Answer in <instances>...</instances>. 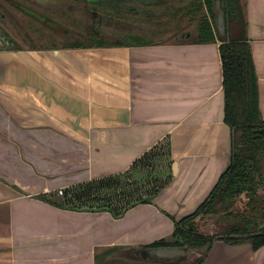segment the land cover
Instances as JSON below:
<instances>
[{
	"label": "crops",
	"instance_id": "1",
	"mask_svg": "<svg viewBox=\"0 0 264 264\" xmlns=\"http://www.w3.org/2000/svg\"><path fill=\"white\" fill-rule=\"evenodd\" d=\"M244 2L264 119V0ZM213 25L215 42L0 49V264H183L150 246L173 240L231 164L220 46L242 30L223 13ZM164 141L173 177L152 201L123 215L56 204ZM214 216L196 221L207 234ZM198 252L195 264L264 263L249 241Z\"/></svg>",
	"mask_w": 264,
	"mask_h": 264
},
{
	"label": "trees",
	"instance_id": "2",
	"mask_svg": "<svg viewBox=\"0 0 264 264\" xmlns=\"http://www.w3.org/2000/svg\"><path fill=\"white\" fill-rule=\"evenodd\" d=\"M127 2L124 0H92L90 3L114 9L113 7L125 5ZM146 2L149 3L148 0ZM160 3L165 4V0H161ZM204 3L211 14V19L205 15L201 17L199 35L193 41H216V32L212 22L216 5L222 10L226 21L239 24L242 30L239 39L224 41L220 46L223 61L225 121L230 126L232 134L231 164L198 210L182 220L176 221L173 240H161L153 243L150 247L178 246L185 250H203L206 255L214 240L222 238L234 244L249 241L257 250L264 245V226L256 231L247 223H234L222 230V234L218 236L199 233L194 223L200 216L220 215L221 213L235 214L234 206L237 199L244 193L250 197L251 203H256L259 197V185L263 184L261 160L264 158V119L260 109L258 73L247 35L246 3L244 0H205ZM195 5H197L196 9L200 11L203 2L199 4L195 2ZM92 9L91 13L95 17L98 15L97 10ZM94 34L100 37L99 42L90 46H84L82 43H74L69 46L111 47L151 44L149 41H138L135 44H127L122 40L108 41L96 30H94ZM0 39L6 41L0 45L1 50L20 49L14 39L5 32L1 33ZM148 157L149 152L137 160L125 173L93 180L81 186L80 193L77 195V201L81 202V209H107L116 215H123L128 209L139 203L150 202L166 184L155 188L146 197H135L134 191L138 192L140 189L132 190L127 186L128 177H131L132 172L138 167H144ZM101 202L104 204L98 206L97 203ZM56 204L66 205L61 202H56Z\"/></svg>",
	"mask_w": 264,
	"mask_h": 264
},
{
	"label": "rangeland",
	"instance_id": "3",
	"mask_svg": "<svg viewBox=\"0 0 264 264\" xmlns=\"http://www.w3.org/2000/svg\"><path fill=\"white\" fill-rule=\"evenodd\" d=\"M89 1L92 0H0V36L5 32L22 49L61 48L74 43L90 46L100 41L94 30L108 41L122 40L127 44L138 41L185 42L198 38L202 16L211 19L205 0H165V4H161V0H148L149 3L147 0H129L125 5L113 7L117 10L103 8ZM195 2H203L200 11L196 9L197 5L194 6ZM92 8L97 10L98 15L95 17L91 13ZM215 12L217 17L223 13L217 5ZM4 42L6 43L0 39V45ZM170 151L167 141L155 146L149 151L145 166L138 167L128 177L129 189H140L138 192L134 191L135 197L149 196L152 190L171 181L173 174ZM90 182L69 187L63 197L64 189L61 188L63 193L59 192L61 197L55 201L81 208L77 195L81 186ZM247 198L248 195L239 198L235 207L238 208L237 212L250 215V210L242 209ZM262 198L264 192L260 193L256 203L250 205L256 207L258 213L262 212L264 206ZM97 204L100 206L104 203ZM232 220L229 218L227 221ZM217 221L212 220L214 226H208L211 229L208 230L211 231L209 234H222L223 221ZM255 230L258 231L257 228ZM199 255L197 250L186 249L185 256L178 257L182 258L183 264H195Z\"/></svg>",
	"mask_w": 264,
	"mask_h": 264
},
{
	"label": "flooded vegetation",
	"instance_id": "4",
	"mask_svg": "<svg viewBox=\"0 0 264 264\" xmlns=\"http://www.w3.org/2000/svg\"><path fill=\"white\" fill-rule=\"evenodd\" d=\"M124 1H129V0H124ZM261 166H262L261 174H262L263 184L259 185V187H260L259 190L262 193V192H264V170H263L264 169V158H262V160H261ZM244 195H246V194L244 193L239 198L243 197ZM259 196H260V194H259ZM262 202L264 204V198H262ZM251 204H254V203L250 202V197L248 196L247 201H245L243 203V207H242V209H245L247 211L250 210L252 212V214H250V215H248L246 213L245 214H241V213L237 212L238 208L236 209L235 206H234L235 214L227 215L225 213H221L220 215H218V214H211V215H216V220L214 219V217H212L214 222L217 223L218 222L217 219L218 220L220 219L221 221H223V224H221V229L222 230H224L227 226H229L231 224L241 223V222H243L244 224L247 223L249 227L254 228V229L257 228L259 230L260 227L264 226V206H263L262 212L258 213L256 207H250ZM211 215H208V216H211ZM229 218H231L233 220L231 222H228L227 220ZM251 220H253V221H251ZM249 221H251V222H249ZM199 232L206 233L205 230L200 229V228H199Z\"/></svg>",
	"mask_w": 264,
	"mask_h": 264
},
{
	"label": "water",
	"instance_id": "5",
	"mask_svg": "<svg viewBox=\"0 0 264 264\" xmlns=\"http://www.w3.org/2000/svg\"><path fill=\"white\" fill-rule=\"evenodd\" d=\"M173 172L174 174L176 175L178 173V165L177 163L175 162L173 164ZM261 193V191L259 190V194ZM199 218H207V216L205 217H198L197 219ZM196 219V221H197ZM194 222L195 225H196V228L197 230L199 231V226L197 224V222ZM201 233V232H199ZM203 234H207V233H203ZM207 235H211V234H207ZM186 253V250L185 249H182L178 246H171V247H159V248H152L151 249V255L154 256V257H174V256H177V255H185Z\"/></svg>",
	"mask_w": 264,
	"mask_h": 264
},
{
	"label": "built area",
	"instance_id": "6",
	"mask_svg": "<svg viewBox=\"0 0 264 264\" xmlns=\"http://www.w3.org/2000/svg\"><path fill=\"white\" fill-rule=\"evenodd\" d=\"M60 192L63 193V190L61 189Z\"/></svg>",
	"mask_w": 264,
	"mask_h": 264
}]
</instances>
